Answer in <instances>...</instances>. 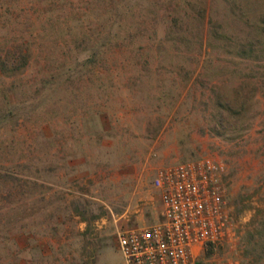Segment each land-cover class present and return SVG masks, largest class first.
I'll use <instances>...</instances> for the list:
<instances>
[{"label":"rangeland","instance_id":"rangeland-1","mask_svg":"<svg viewBox=\"0 0 264 264\" xmlns=\"http://www.w3.org/2000/svg\"><path fill=\"white\" fill-rule=\"evenodd\" d=\"M203 157L235 232L203 258L264 264V0H0V264H125Z\"/></svg>","mask_w":264,"mask_h":264},{"label":"built area","instance_id":"built-area-1","mask_svg":"<svg viewBox=\"0 0 264 264\" xmlns=\"http://www.w3.org/2000/svg\"><path fill=\"white\" fill-rule=\"evenodd\" d=\"M153 186L162 218L118 233L125 264H223L203 258L235 238L223 163L203 157L165 167Z\"/></svg>","mask_w":264,"mask_h":264},{"label":"trees","instance_id":"trees-1","mask_svg":"<svg viewBox=\"0 0 264 264\" xmlns=\"http://www.w3.org/2000/svg\"><path fill=\"white\" fill-rule=\"evenodd\" d=\"M247 55H251L253 53V50H246ZM242 53H246L243 52ZM8 55V56H7ZM6 58L4 60H1V69L5 74L15 75L16 73L22 71L25 67L29 64V56L23 52H21L18 56H9L11 54H7ZM245 55V54H244ZM240 106H243L241 103ZM228 111L233 112V108L231 106H228ZM260 236H264V233L260 234ZM212 251L208 252V255H211Z\"/></svg>","mask_w":264,"mask_h":264}]
</instances>
